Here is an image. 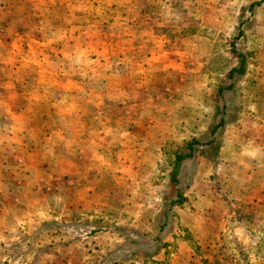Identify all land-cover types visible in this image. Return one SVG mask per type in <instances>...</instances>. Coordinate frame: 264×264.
<instances>
[{
	"label": "rangeland",
	"instance_id": "rangeland-1",
	"mask_svg": "<svg viewBox=\"0 0 264 264\" xmlns=\"http://www.w3.org/2000/svg\"><path fill=\"white\" fill-rule=\"evenodd\" d=\"M259 1L0 0V264H264Z\"/></svg>",
	"mask_w": 264,
	"mask_h": 264
},
{
	"label": "trees",
	"instance_id": "trees-1",
	"mask_svg": "<svg viewBox=\"0 0 264 264\" xmlns=\"http://www.w3.org/2000/svg\"><path fill=\"white\" fill-rule=\"evenodd\" d=\"M264 0H261L259 2H256V3H253L250 8H254L255 5L257 4H261ZM241 58V64L239 67H233L231 70H230V78L233 79L234 77V74L237 72L239 74L243 73L244 72V61H245V58L242 54H238ZM232 87V83L230 85H228L226 88H223V87H220L219 88V98H218V102H219V107L221 109V111H226L225 110V102H224V97L222 96V92L224 91V89H230ZM223 114V112H222ZM225 116V114H224ZM220 117V119L218 120V122L214 125V127L212 128L211 130V134L212 135H215L218 130L225 125L226 123V117ZM209 143H213L212 140H210ZM193 142H191L189 144V147H190V152L188 153H185V154H179L177 157H176V163L174 165V169L172 170L170 176H171V181L174 185H177L178 183V177L181 173V163H183L187 158H189L191 155H192V147H193ZM177 187V186H176ZM178 194L180 195L179 196V199H178V202H181V200H183L185 198L184 194L182 192H178Z\"/></svg>",
	"mask_w": 264,
	"mask_h": 264
}]
</instances>
